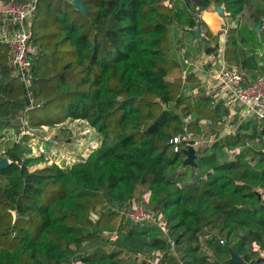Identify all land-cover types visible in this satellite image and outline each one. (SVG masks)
I'll return each instance as SVG.
<instances>
[{
  "label": "trees",
  "instance_id": "obj_1",
  "mask_svg": "<svg viewBox=\"0 0 264 264\" xmlns=\"http://www.w3.org/2000/svg\"><path fill=\"white\" fill-rule=\"evenodd\" d=\"M81 1L86 14L73 0H37L31 18L37 46L32 97L12 75L10 48L0 41V134L19 130L23 117L35 129L82 120L102 136L87 159L70 166L43 165L44 154L35 156L19 144L9 148L7 158L13 162L0 169V264H139L131 254L148 250L162 253L159 264H205L208 257L212 264H233L232 253L262 264L264 199L256 187L264 188V148L253 149L251 143L247 148L246 142L264 136V120L243 123L210 155L205 156L207 149L196 150L199 163L216 173L208 171L206 179L185 187H177L184 173L175 181L168 178L188 150L184 142L175 153L171 140L186 130L202 134L203 120L219 126L225 112L205 94L183 93L192 76L184 82L183 67L171 55L172 27L182 19L196 37L195 29L205 26L201 11L220 7L238 18L249 0ZM263 18L264 13L257 25ZM239 29L228 32L226 44L227 61L237 65ZM207 34L213 41L220 38ZM169 75L176 76L173 83ZM225 148L230 161L220 165L219 151ZM236 148L241 150L233 155ZM132 200L164 215L177 256L159 228L122 220L119 209ZM214 226L221 227L219 235L205 232ZM180 229L190 232L183 253ZM240 230L242 235L233 238ZM95 240L115 248L85 250ZM253 243L261 252L252 250Z\"/></svg>",
  "mask_w": 264,
  "mask_h": 264
},
{
  "label": "rangeland",
  "instance_id": "obj_2",
  "mask_svg": "<svg viewBox=\"0 0 264 264\" xmlns=\"http://www.w3.org/2000/svg\"><path fill=\"white\" fill-rule=\"evenodd\" d=\"M167 4V3H166ZM209 12H215L214 9L208 8ZM202 12V11H201ZM264 13V0H249L246 6V10L243 13V15L238 20V26L240 27L237 37L239 39V46H240V53L242 55V58L244 59L245 63L244 66L238 65L241 69L250 68L249 71H252L251 74H257L262 73L261 75L264 76V28L262 27L263 32H259L258 34H261L262 36H258L257 33L253 32V28H255L257 25V18L261 17ZM223 14V12L221 13ZM264 19V18H263ZM262 19V22H263ZM231 23V19L227 18L225 20V26L228 27ZM187 24L184 23V20L179 19L177 23L174 24L172 27V35H171V49H172V56L173 58H176V63L180 64V60L183 62L185 68H187V65H185L186 58L188 56H195L194 53H192V49L189 48V46L186 45L187 41H185V33H186V27ZM206 26V24H205ZM207 28V26L205 27ZM208 31V28H207ZM224 33V32H223ZM189 37L192 38L193 35L191 32H188ZM226 34L224 33L223 36ZM210 40L204 39L201 40V42L197 43L195 46H193V50L195 47H197V50L200 49L201 53L205 51L206 57L210 59H203L202 55L195 58H197V61L199 62L198 68L200 69L204 64H206L208 67L210 66V62H219L221 60L222 52L218 51L215 53V55H211L212 53L209 50V46L207 43H209ZM199 45V46H198ZM180 48L186 49L185 52L183 50V55L179 54ZM208 51V53H207ZM262 54V56L260 55ZM184 56V57H183ZM201 58V59H200ZM188 64H190V60H188ZM236 64V63H235ZM240 64H242V61H240ZM181 65V64H180ZM237 65V64H236ZM222 66V63L219 65ZM218 66V67H219ZM217 67V69H218ZM216 69V70H217ZM209 73H211L210 67L206 69ZM218 72V70H217ZM176 76L175 75H169L168 80L170 82L175 81ZM211 81V79H210ZM213 83V82H212ZM210 83V85L212 84ZM209 87V86H208ZM202 89L200 88V85H197L195 88L193 87L192 83H186L183 93L186 95H197L200 94L199 91ZM177 93V91H174ZM192 92V94H191ZM182 93V94H183ZM224 114H226L224 112ZM230 113L228 112L224 118H227ZM231 124L234 125V128L230 126L228 122H223L222 126L213 125L212 122L207 121L205 123L206 126H203L204 130L202 134L193 133L190 130H186L185 132V139L190 142H197L199 143L198 149L201 154L205 153L206 149L210 152H208L205 156L210 155L213 153L214 145L217 143H222L224 139L227 137L236 134L239 132L242 123H239L238 121L234 120L231 116ZM260 123V122H259ZM18 126V124H17ZM217 128V129H216ZM219 128V129H218ZM261 129V128H260ZM258 129L260 132L261 130ZM9 136L12 138L10 141H7L5 144L9 143H15L18 142L19 145L22 147H28L29 149H34L33 152L35 153V150H37V144L41 145L48 154L51 153V157L58 158V162H61L64 160L65 155H70L72 159L75 158H86L89 156V154L96 148L100 146V143L102 141V136L97 132L96 129L92 128L90 124L86 121L83 122H74V121H68L64 124L55 125L52 127H45V128H30L28 124H25V128L20 127V134L16 132V130H12L9 132ZM27 137L30 138V143H27L25 139ZM34 144L31 145L30 144ZM251 146H253V149H262L264 148V136L260 139H257L255 141H250ZM219 164L223 165L226 163H229L230 159L227 155V149H222L219 151ZM199 154H197L196 158V167L193 169H190L192 167H186L184 166L183 160L182 163L177 164L175 167H173L169 171L168 178L171 181H175L177 177H179L180 173H184V177L186 178L185 181L182 183L180 182L177 187H185V185H194L197 183L200 179H206V175L208 171L211 173H214L215 170L210 168L208 165L200 164L199 163ZM251 160V157L249 158ZM55 162V160H53ZM52 161L49 163H44L43 165H51ZM219 171V170H218ZM222 172V171H219ZM228 172V171H223ZM216 173V172H215ZM257 191L262 194V197L264 199V188L262 187H256ZM172 189H176V185H172ZM203 209H207V211H211L210 208H208L205 204H200ZM194 208V206H191ZM221 231V227H215L214 228H208L207 232L211 234L212 236L219 235ZM181 233V234H180ZM178 236L183 237L181 240L180 245V252L183 253V251L186 249V239L187 236L190 234V232H187L185 229H180L177 233ZM242 235V231L240 230L235 234L233 238L237 239ZM150 237L158 236L157 233H151L149 235ZM114 240H116V234L112 236ZM113 240V241H114ZM257 244V243H256ZM258 245V244H257ZM252 247V246H251ZM85 250H99L100 252H106L111 249V251L115 248V246L112 245V243L106 241V240H95L88 242L84 245ZM260 246L258 245V248L254 252H261ZM253 250V249H252ZM201 251H204L202 249ZM179 252V253H180ZM162 253L160 251H147L144 255L137 256V254L132 253L131 257L133 260H135V263L139 264H151L155 262V258H160ZM261 255L264 257V251H262ZM128 260L131 261L132 259ZM137 258V259H136ZM208 262L205 264H212L213 259L211 257H208ZM144 263H141V262ZM264 264V262L262 263Z\"/></svg>",
  "mask_w": 264,
  "mask_h": 264
},
{
  "label": "built area",
  "instance_id": "obj_3",
  "mask_svg": "<svg viewBox=\"0 0 264 264\" xmlns=\"http://www.w3.org/2000/svg\"><path fill=\"white\" fill-rule=\"evenodd\" d=\"M36 6L37 0H31L24 3H16L13 1L5 2L0 0V41L10 48V67L12 70V75L20 78L25 83L28 89L29 97H32L33 94V91L31 90L32 58L37 53V46L32 42L33 33L31 25V18L36 10ZM1 18H5V20H1ZM3 21H7L8 24H4ZM262 27L264 28V21L262 22ZM195 30H199L200 33H202L201 35L204 39H209L207 29H205L203 26L200 27V29L196 28ZM183 50L185 52L186 49L180 48V55H183ZM188 75V72L183 73L184 82H186ZM217 79L221 87L225 89L236 102L245 106L254 115L255 119L260 121L264 120V76L259 75L255 79H249L238 65L223 63L222 66L218 68ZM209 95V92L205 93V96L208 97ZM222 119L223 122H226L227 120V118L224 117ZM191 120L192 118L189 116L186 119V122ZM19 121L21 127L25 128V124L27 125L26 120L21 117ZM76 122L83 121L79 120ZM223 122H219V126H222ZM45 127L46 126H43L42 128ZM13 129L16 130V128H6L0 134V159L8 160L9 164H12L13 162L10 158H7L9 148L14 144H18V142L9 143L7 145L5 144L7 141L12 139L9 136V132ZM16 132L20 134V128L19 130H16ZM184 142L188 149L190 147H193L196 150L199 148V143L187 141L185 136L179 135L171 140V144L173 145L175 153L179 152L180 145ZM31 145L34 144L32 143L30 146ZM246 147H250V142H246ZM97 148L98 147L95 149ZM33 150L34 149L32 148V152ZM240 150V148H236L233 150L232 154L236 155L240 152ZM41 154L46 156V163L52 161V164L56 163L57 165H62V163H65L66 166L78 163L79 161L89 157H74L72 159L70 156L66 157V154L64 160L58 162V158L51 157V153L48 154L46 151H44L41 145L37 144V150H35V153L33 152V155L40 156ZM53 160H55V162ZM149 196V194L144 196V200L146 202L149 200ZM119 212L122 220L126 222L128 221L136 225H150L159 228L164 237L168 239L173 253L177 256L178 251L175 240H173L171 237L169 224L162 213H157L154 210L148 208L143 202L140 203L136 200L128 202L126 206H124L122 209H119ZM92 218L97 220L98 217L94 214ZM205 232H207V229ZM114 233L116 234L115 239H117L118 234L116 232ZM114 233L110 235L111 239H113L112 236ZM221 243L223 244L224 242L222 241ZM257 248L258 245L253 243V251H256ZM161 258L162 255L160 258H155V262L151 264H158ZM72 264L82 263L80 260H75L72 262Z\"/></svg>",
  "mask_w": 264,
  "mask_h": 264
},
{
  "label": "crops",
  "instance_id": "obj_4",
  "mask_svg": "<svg viewBox=\"0 0 264 264\" xmlns=\"http://www.w3.org/2000/svg\"><path fill=\"white\" fill-rule=\"evenodd\" d=\"M212 9H214L215 12L213 11L211 13V12H209L208 9H206L200 13L199 17H200L201 21H203L206 24L208 30L211 32V34L213 36H220V38L217 41H213L211 38H209L210 42L207 43V45L210 47L209 50L212 53L211 55H215V53H217L218 51L222 52L221 60L219 62H213V61L210 62L209 67L211 69V73H209L206 70L209 68L206 64H204L199 69L198 68L199 62L197 61V58H195V56L199 57L202 55L203 59H207L209 61H210V59L208 57H206L207 55H206L205 51L201 53V50L200 49L197 50V47H195V49L193 50V46H195L197 43H199L201 41H199L200 38L197 39L195 36H193L192 38L189 37L188 32L190 31V29L188 27L186 28V33H185V37H186L185 39L186 40L185 41H187L186 45L189 46L190 49H192V51H193L192 53H194L195 56L193 57L190 55L186 58L185 65H187V68H185L183 62L180 60V57H178V58H179V61L183 67V71L188 72V74L192 76V80L190 83H192L193 87L195 88L197 85H200V88L202 89L201 91H199L200 94H205L206 92H209L210 95L208 97L212 100L213 103L222 104L224 109H225V113H226V114L223 113V117L226 116L227 113L229 112L230 115H228L226 122H228L230 124V126L232 128H234V125L231 124V121H228V120H231V116L233 117L234 120H236L242 124L247 122V121H250L252 119L254 120L255 117L245 106L236 102L227 93V91L221 87V85L219 84L218 79H217V70H218L217 67L221 63L222 64L223 63H229L227 61V58H226V44H227L228 32L231 29L238 27L237 23H238V20L241 16L238 18H233L223 8H222L223 14L218 13L216 10V7H212ZM227 18L231 19V23L228 27L225 26V20ZM1 20H5V18H1ZM3 23L8 24L7 21H3ZM223 32L226 34L225 35L226 37L223 36V34H224ZM261 32H263L262 29H261ZM261 34L257 33L258 36H262ZM239 52H240V50H239ZM207 53H208V51H207ZM260 55L262 56V54H260ZM239 57H240V61H242V64L239 63V65H241V68H242V66H244L245 61L242 58L241 53H239ZM188 60H190V64H188ZM229 64H235V63L230 62ZM249 70H250V68L242 69V71L245 73V75L249 79H255L257 76L262 74V73H257L256 75L251 74L252 71H249ZM210 79H211V81H210ZM210 83H212V84L210 85ZM191 94H192V92H191ZM206 122H207V120H203V122H201L202 127L206 126L205 125ZM69 156L70 155H67L66 157H69ZM79 158H82V157H79ZM137 202L141 203L142 201H137Z\"/></svg>",
  "mask_w": 264,
  "mask_h": 264
},
{
  "label": "water",
  "instance_id": "obj_5",
  "mask_svg": "<svg viewBox=\"0 0 264 264\" xmlns=\"http://www.w3.org/2000/svg\"><path fill=\"white\" fill-rule=\"evenodd\" d=\"M72 4L74 5V7L77 10H79L85 14L87 13V8L81 0H73ZM216 10L220 14L223 12V9L220 7L216 8ZM263 21H264V19H263ZM261 27H262V23H260L258 26H256L255 32L259 33L261 31ZM194 32H195L196 38L199 39L201 37L200 31L195 30ZM184 155L186 157V159L184 160V166L196 167V149H194L193 147H190L188 150L185 151ZM8 166H9L8 160L3 159L0 161V169H5ZM231 263H233V264H253L252 262L247 263L246 261H244L243 258H241L240 256H238L235 253H232Z\"/></svg>",
  "mask_w": 264,
  "mask_h": 264
}]
</instances>
